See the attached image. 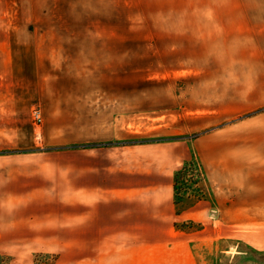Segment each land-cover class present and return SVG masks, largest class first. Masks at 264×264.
<instances>
[{
	"label": "rangeland",
	"instance_id": "1",
	"mask_svg": "<svg viewBox=\"0 0 264 264\" xmlns=\"http://www.w3.org/2000/svg\"><path fill=\"white\" fill-rule=\"evenodd\" d=\"M100 147L199 164L177 228L217 239L204 264H264V0H0V157Z\"/></svg>",
	"mask_w": 264,
	"mask_h": 264
},
{
	"label": "crops",
	"instance_id": "2",
	"mask_svg": "<svg viewBox=\"0 0 264 264\" xmlns=\"http://www.w3.org/2000/svg\"><path fill=\"white\" fill-rule=\"evenodd\" d=\"M124 150L0 157V245L53 253L54 264H204L217 239L177 228L204 204L179 211L172 172Z\"/></svg>",
	"mask_w": 264,
	"mask_h": 264
},
{
	"label": "trees",
	"instance_id": "3",
	"mask_svg": "<svg viewBox=\"0 0 264 264\" xmlns=\"http://www.w3.org/2000/svg\"><path fill=\"white\" fill-rule=\"evenodd\" d=\"M204 179L202 168L196 162H190L184 165L174 175L175 202L178 204V194L183 191L187 193L193 186L195 193H199L201 188L199 183Z\"/></svg>",
	"mask_w": 264,
	"mask_h": 264
},
{
	"label": "built area",
	"instance_id": "4",
	"mask_svg": "<svg viewBox=\"0 0 264 264\" xmlns=\"http://www.w3.org/2000/svg\"><path fill=\"white\" fill-rule=\"evenodd\" d=\"M37 118H38V120H40V115L39 114H37Z\"/></svg>",
	"mask_w": 264,
	"mask_h": 264
}]
</instances>
